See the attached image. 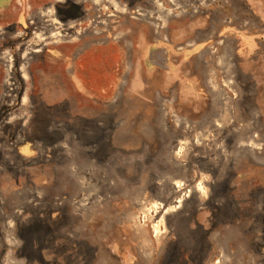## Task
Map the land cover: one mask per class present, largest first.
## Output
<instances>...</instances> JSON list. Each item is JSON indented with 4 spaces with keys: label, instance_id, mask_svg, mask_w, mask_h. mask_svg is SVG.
Instances as JSON below:
<instances>
[{
    "label": "rangeland",
    "instance_id": "1",
    "mask_svg": "<svg viewBox=\"0 0 264 264\" xmlns=\"http://www.w3.org/2000/svg\"><path fill=\"white\" fill-rule=\"evenodd\" d=\"M93 1L0 0V264H264V0Z\"/></svg>",
    "mask_w": 264,
    "mask_h": 264
},
{
    "label": "crops",
    "instance_id": "2",
    "mask_svg": "<svg viewBox=\"0 0 264 264\" xmlns=\"http://www.w3.org/2000/svg\"><path fill=\"white\" fill-rule=\"evenodd\" d=\"M22 16L25 18L27 11L37 10L44 20H48L47 14L55 12L61 20H88L93 19L95 1L93 0H21Z\"/></svg>",
    "mask_w": 264,
    "mask_h": 264
},
{
    "label": "bare ground",
    "instance_id": "3",
    "mask_svg": "<svg viewBox=\"0 0 264 264\" xmlns=\"http://www.w3.org/2000/svg\"><path fill=\"white\" fill-rule=\"evenodd\" d=\"M37 126V125H36Z\"/></svg>",
    "mask_w": 264,
    "mask_h": 264
}]
</instances>
